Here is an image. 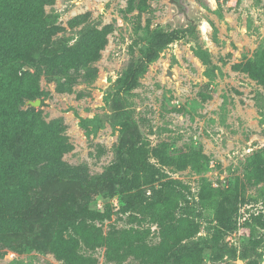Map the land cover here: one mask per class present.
Instances as JSON below:
<instances>
[{"label":"rangeland","instance_id":"374dc122","mask_svg":"<svg viewBox=\"0 0 264 264\" xmlns=\"http://www.w3.org/2000/svg\"><path fill=\"white\" fill-rule=\"evenodd\" d=\"M192 1L201 22L189 40L164 48L128 96L144 136L134 157L140 171L159 168L188 184L190 198L212 189L234 190L247 200L223 245L241 250L257 240V254L216 259V251L205 247L199 264H264V0ZM42 2L51 37L38 39L30 62L2 65L13 86L14 75L23 77L20 90L34 96L17 102L9 155L0 145V195L9 207L57 189L59 176L88 183L106 172L122 129L110 119L113 92L156 28L182 25L170 0ZM2 26L1 20L0 35ZM93 31L100 41L95 56L61 72L46 61L83 37L86 43ZM36 99L40 105H31ZM25 149L34 155L26 159ZM105 193L93 195L88 207L103 212L110 204V217L90 222L84 233L70 228L56 238L76 246L67 259L35 243L50 222L40 218L12 234L0 229V264H184L178 261L182 252L211 239V209L189 217L193 236L177 252L154 221L155 201L122 213L121 194ZM130 237L132 246L123 245Z\"/></svg>","mask_w":264,"mask_h":264},{"label":"trees","instance_id":"16d2710c","mask_svg":"<svg viewBox=\"0 0 264 264\" xmlns=\"http://www.w3.org/2000/svg\"><path fill=\"white\" fill-rule=\"evenodd\" d=\"M43 5L42 0H0V21L3 22V32L0 35V145L1 151L7 155L9 129L14 115L18 114L17 102L34 99V96L29 94V89L20 90L19 87L22 86L19 83L23 77L18 78L13 74L17 80L13 86L11 76L3 71L2 65L11 63L16 66V63L23 60L30 62L29 55L38 39L44 37L41 40H48L51 37L43 23L45 19ZM46 19L49 20L50 16ZM53 28L55 26L51 29ZM193 31V25L156 28L149 35L140 56L125 72L109 100L110 119L120 124L122 129L115 159L106 172L88 183L67 180L59 176L55 180L58 183L57 189L39 196L34 201H26L17 206L9 207V200L0 195V229L3 232L5 230L12 234L22 229L21 224L27 223L33 227L31 224L40 218L46 219L47 222L49 220L42 238L34 241L39 248L52 247L61 257L67 259L76 246L61 244L56 238H63V232L70 228L84 233L90 227V222L110 217L115 211L113 206L106 204L103 212L93 211L89 209L88 201L93 195L101 193L106 195V191L115 189L121 194L122 205L118 210L122 213L135 210L150 203L149 201H155L152 203L154 221L163 228L165 243L174 247L177 252L182 251L178 247L181 242L193 236L189 217H204L207 209L214 211L215 219L209 221L207 227L211 239L201 240L202 246L185 249L186 251L178 256V261H183L184 264H199L205 247L216 251V259L226 254L242 258H248L251 251L257 254L259 243L257 240L251 245L243 246L241 250L223 245L224 238L236 230V214L240 206L247 201L241 194L234 190L217 192L211 189L201 193L199 200L190 198L191 190L188 184L170 177L159 168L140 171L134 157L143 146L144 136L128 96L137 87L139 78L148 65L158 59L160 52L173 43L188 41ZM86 38V43L83 37L80 43L66 47L60 54L50 55L46 61L55 65V71L61 72L70 66L79 65L78 61L82 59H90L97 53L100 41L96 31ZM53 139L59 142L58 139ZM30 154L34 155L25 149L23 157L28 159ZM262 225L264 226V222ZM132 241L133 238L130 237L123 241V245L132 246ZM172 256L170 255L169 259ZM161 258L163 260V256Z\"/></svg>","mask_w":264,"mask_h":264},{"label":"flooded vegetation","instance_id":"af4514ba","mask_svg":"<svg viewBox=\"0 0 264 264\" xmlns=\"http://www.w3.org/2000/svg\"><path fill=\"white\" fill-rule=\"evenodd\" d=\"M170 5L173 9V15L179 20L182 24V27H187L190 25L196 28V24L199 19V12H197V6L192 0H170ZM205 23H202V26Z\"/></svg>","mask_w":264,"mask_h":264},{"label":"water","instance_id":"95a60500","mask_svg":"<svg viewBox=\"0 0 264 264\" xmlns=\"http://www.w3.org/2000/svg\"><path fill=\"white\" fill-rule=\"evenodd\" d=\"M166 75L171 77V78H173V74H172V72L170 70L167 71ZM29 102L33 106H38L41 103V99L30 100Z\"/></svg>","mask_w":264,"mask_h":264}]
</instances>
